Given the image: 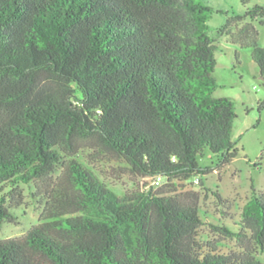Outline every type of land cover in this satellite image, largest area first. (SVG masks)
<instances>
[{"label": "trees", "instance_id": "16d2710c", "mask_svg": "<svg viewBox=\"0 0 264 264\" xmlns=\"http://www.w3.org/2000/svg\"><path fill=\"white\" fill-rule=\"evenodd\" d=\"M212 11L203 0H0V229L17 220L20 183L60 170L40 221L0 239V264H264V191L253 188L237 231L215 226L238 241L223 251L201 240L200 192L185 189L215 171L205 152L221 170L239 151L235 103L214 95ZM257 20L264 5L218 34L252 47L264 72ZM89 151L144 184L119 195L85 164Z\"/></svg>", "mask_w": 264, "mask_h": 264}, {"label": "rangeland", "instance_id": "374dc122", "mask_svg": "<svg viewBox=\"0 0 264 264\" xmlns=\"http://www.w3.org/2000/svg\"><path fill=\"white\" fill-rule=\"evenodd\" d=\"M213 9L208 23L210 35L217 40V64L213 72L218 88L216 97L231 98L236 107L233 140L239 149L236 158L221 170L217 169L220 156L205 152L199 158L201 166L216 167L215 171L203 175V186L198 180L185 183V189L200 192V211L204 224L200 238L206 243L214 242L223 251L238 248L236 238L219 233L215 226L226 225L234 231L240 228L242 210L253 194V188L264 191V72L255 62L252 47L234 43L227 35H219L218 28L235 14H244L246 9L256 4L264 5V0H203ZM259 31V44L264 47V24L255 22ZM82 155L85 164L109 188L122 195L144 179L130 173L124 163L111 155L89 151ZM52 179L36 184L20 183L22 204L14 209L17 220L3 223L0 239L21 236L40 221L44 207V194L50 189ZM53 180V181H54ZM39 185V186H38ZM162 185H159L161 187ZM156 187L155 188H159ZM9 187L7 188V190ZM182 189V187H181ZM220 196H219V195ZM258 257L264 261V248L259 249Z\"/></svg>", "mask_w": 264, "mask_h": 264}, {"label": "built area", "instance_id": "2783aa9c", "mask_svg": "<svg viewBox=\"0 0 264 264\" xmlns=\"http://www.w3.org/2000/svg\"><path fill=\"white\" fill-rule=\"evenodd\" d=\"M156 183H157V184H160V179H157Z\"/></svg>", "mask_w": 264, "mask_h": 264}]
</instances>
